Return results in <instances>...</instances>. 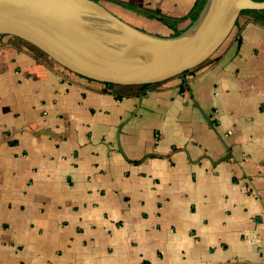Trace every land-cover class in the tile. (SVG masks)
Masks as SVG:
<instances>
[{
    "label": "crops",
    "instance_id": "crops-1",
    "mask_svg": "<svg viewBox=\"0 0 264 264\" xmlns=\"http://www.w3.org/2000/svg\"><path fill=\"white\" fill-rule=\"evenodd\" d=\"M103 1L158 30L204 0ZM0 264H264L263 16L146 89L0 38Z\"/></svg>",
    "mask_w": 264,
    "mask_h": 264
},
{
    "label": "water",
    "instance_id": "water-1",
    "mask_svg": "<svg viewBox=\"0 0 264 264\" xmlns=\"http://www.w3.org/2000/svg\"><path fill=\"white\" fill-rule=\"evenodd\" d=\"M255 0H207L172 38L146 32L95 0H0V37L18 38L72 74L119 87L164 83L211 60Z\"/></svg>",
    "mask_w": 264,
    "mask_h": 264
},
{
    "label": "trees",
    "instance_id": "trees-1",
    "mask_svg": "<svg viewBox=\"0 0 264 264\" xmlns=\"http://www.w3.org/2000/svg\"><path fill=\"white\" fill-rule=\"evenodd\" d=\"M95 1L100 2L99 0H95ZM206 1L207 0H204L202 2V6H201V9L198 12V14L195 15L193 18H190L191 22L189 24H187V27H185L183 29L179 28V26H180V22L179 21L175 22L174 20L167 19V18H165L163 16H154L152 18H154L159 24H161L160 28L158 30H152V31L144 30V31L149 32V33L154 34V35H157V36H160V37H167V38L176 37V36L180 35L181 33L185 32L186 30H188L192 26V24L197 20V18L199 17L201 11L203 10V8H204V6L206 4ZM247 12H253V13L260 14V16H263V18H264V11H262V12L245 11L243 13H247ZM0 38H3V37H0ZM208 62H206V63H208ZM190 72H192V71H190ZM190 72L186 73L185 75L189 74ZM154 85H157V84H154ZM150 86H153V85H143V86H137V87L139 89H146V88H148Z\"/></svg>",
    "mask_w": 264,
    "mask_h": 264
},
{
    "label": "rangeland",
    "instance_id": "rangeland-1",
    "mask_svg": "<svg viewBox=\"0 0 264 264\" xmlns=\"http://www.w3.org/2000/svg\"><path fill=\"white\" fill-rule=\"evenodd\" d=\"M101 4H103L105 7H107L110 11H112L115 15H117L118 17H120L121 19H123L124 21L142 29V30H149L151 31L153 28H149L148 24H146L145 22H142V19L139 18L138 16H129V12L127 10L124 9H118V8H114L113 5H110V3L103 1V0H99ZM3 38H11L12 40H20L18 38H13V37H3ZM21 42H23L26 46L30 47V48H35L34 46L20 40ZM38 50V49H37ZM41 52V51H40ZM42 53V52H41ZM44 54V53H42ZM47 56V55H46ZM51 59V58H50ZM52 60V59H51Z\"/></svg>",
    "mask_w": 264,
    "mask_h": 264
}]
</instances>
